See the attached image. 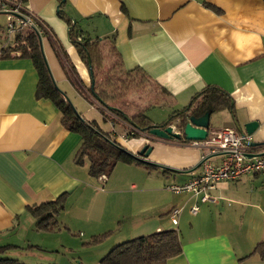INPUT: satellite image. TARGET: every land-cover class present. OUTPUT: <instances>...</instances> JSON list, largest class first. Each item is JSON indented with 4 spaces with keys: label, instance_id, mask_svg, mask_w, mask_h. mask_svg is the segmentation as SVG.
<instances>
[{
    "label": "crops",
    "instance_id": "obj_1",
    "mask_svg": "<svg viewBox=\"0 0 264 264\" xmlns=\"http://www.w3.org/2000/svg\"><path fill=\"white\" fill-rule=\"evenodd\" d=\"M65 2L67 13L85 35L113 38L125 70L140 68L166 90L169 98L165 105L171 113L186 107L207 86H217L229 94L235 120L228 109L213 113L209 133L220 130L213 126L214 114H222L224 128L237 132L238 127L245 130L247 123L258 122L252 135L258 146L250 151L264 152L263 0ZM4 3L20 4L57 39L68 57L65 63L47 38L42 39V48L52 78L68 101L67 94L72 92L88 111H96L107 125L102 129L94 120L101 130L116 136L133 155L145 145L151 146L145 159L159 168L147 171L118 164L104 181L92 178L88 164L79 166L74 160L81 145L79 135L62 126L61 113L52 101L37 97L38 74L32 61L20 58V54L0 57V242L24 226L35 228L28 207L66 193L69 198L64 214L81 215L80 220L94 229L91 236L112 232L101 248L112 242L128 219L133 223L132 239L161 230L178 231L183 252L168 264H264L258 256L249 257L264 242V173L219 183L211 192L216 201L200 204L199 213L192 215L190 209L199 199L191 194L176 195L167 187L197 177L202 156L214 164L220 163L222 156L184 138L164 140L142 134L127 139L132 131L128 123L116 118V124L105 122L102 107L88 91L92 84L89 68L69 39L68 24L58 15L57 0H0V52L13 46L16 38L6 31L9 6ZM147 115L157 124L164 123ZM172 126L180 132L177 121ZM206 205L212 206L209 211L213 209L208 223L212 227L205 234H193L195 222L207 218L208 210H202ZM174 208H182L176 227L170 220ZM187 214L193 218L188 222L191 230L186 229ZM9 243L15 246L13 241ZM104 251L100 253L108 250Z\"/></svg>",
    "mask_w": 264,
    "mask_h": 264
},
{
    "label": "trees",
    "instance_id": "obj_2",
    "mask_svg": "<svg viewBox=\"0 0 264 264\" xmlns=\"http://www.w3.org/2000/svg\"><path fill=\"white\" fill-rule=\"evenodd\" d=\"M57 1L58 15L68 24L69 39L77 49L82 61L89 68L93 84L88 88V91L102 107L105 122L110 120L116 124L114 119L116 118L131 126L132 131L128 133L127 139H137L142 134L148 135L153 128H165L172 125L177 119L181 121L178 125L181 129L184 127V120L187 115L200 117L208 110H211L213 114L228 109L235 120L233 101L230 95L217 86H207L203 91L196 94L186 107L172 113L162 124L155 123L146 114V106L136 109L133 114H129L124 109V102L122 101L127 91L134 90L137 93H144L145 96H148L149 101L151 94L154 96L151 101H155L156 104L162 102L163 105L168 101V93L149 79L142 69L125 70L113 47V38L100 40L88 37L78 22L68 15L65 0ZM4 4L5 6L8 5ZM8 6L9 9L14 7V5ZM20 7L22 8L21 5ZM24 12L26 11L22 8V15L16 16L19 18L24 15ZM15 37L14 45L3 48L0 57H16V54H20V58L32 61L38 74L37 97L52 101L61 113L62 126L69 132L79 135L81 139V145L74 158L77 165L88 164V172L92 178L109 177L118 164L135 165L147 171L159 168L158 165L137 159L117 142L116 136L102 131L96 121L83 119L82 115L70 104L52 78L40 41L47 38L61 62L65 63L64 61H67L68 57L43 22L39 23L38 29L34 27L24 29ZM106 47L108 51L105 50ZM110 53L116 59L115 67L107 70L105 80L100 81L99 75L105 74L103 67L106 57ZM71 70L75 72L73 67ZM149 84L154 88H149ZM122 93L124 94L122 95ZM165 172L171 171L165 170ZM68 198V194L65 193L53 201L27 208L28 214L35 220L36 231L50 232L57 228V218L66 210ZM111 235L112 232L110 231L92 236L91 241L86 245L100 244ZM15 248L18 247L13 245L0 246V264H24L17 258L7 256ZM182 252L178 231L175 229L161 230L115 246L101 258L99 264H168L170 260L179 257ZM251 256L264 259V242L255 247L249 257Z\"/></svg>",
    "mask_w": 264,
    "mask_h": 264
},
{
    "label": "rangeland",
    "instance_id": "obj_3",
    "mask_svg": "<svg viewBox=\"0 0 264 264\" xmlns=\"http://www.w3.org/2000/svg\"><path fill=\"white\" fill-rule=\"evenodd\" d=\"M105 50L108 51V48L106 47ZM112 59L115 61L111 62V64H108V62ZM115 63L116 59L113 54H108L103 67L105 74L101 76L99 75V79H101L100 81L106 77L105 75L106 72H108L107 70L115 67ZM148 86L149 88H154L151 84ZM123 94L124 93H122V95ZM67 97L69 98L70 104L76 109V111L78 113H82L83 119L89 121L97 120L101 128L104 129L106 123L97 117L96 111H88V109L85 108V106H83V104H81L73 96L72 92H68ZM153 97L154 96L150 94L149 101L148 96H145L144 93H137L134 90L127 91L122 99L124 102V109L129 112V114H132L136 111V109L146 106V111L149 115L156 118L159 122H165L168 119V116H170L172 113L165 104H162V102H158L156 104L155 101H151ZM225 122L226 120L222 114H214L212 117V123L216 129H223ZM150 138L154 137L150 136ZM198 204L200 205L201 203L198 202ZM208 207L212 206L206 205L202 209L203 211L208 210L206 211L205 215L207 218L205 219L203 216L195 222V225L192 227L193 234H205L212 227V225H209L208 223H211V219L213 217L211 211H213V209L209 211ZM64 212L58 216V226L53 231L39 232L36 231L35 228V230L32 227L27 229L24 226L15 235L10 236L9 239L5 238L2 242H0V246L12 244L9 242L13 241L15 246L18 248L11 250L7 256L9 258H17L24 264H99L101 260L100 258H103V256H105L112 248L132 239L129 235L132 222L127 219V223H125L121 229L117 230L115 238L112 240V242L110 244H106L104 248L102 247L103 250L101 247H99V245L103 244L105 241L100 244L86 245L92 239L91 233L94 230L93 227L86 225L84 221L80 220L81 215L74 212L70 214H64ZM83 216L84 215H82V217ZM192 221L193 218L187 214V230L192 229L188 224V222ZM81 232L91 233L84 236L83 233L80 234ZM105 248L108 251L107 253L102 254L103 252H106L104 251ZM101 251L102 253H100ZM101 254L102 257H100Z\"/></svg>",
    "mask_w": 264,
    "mask_h": 264
},
{
    "label": "built area",
    "instance_id": "obj_4",
    "mask_svg": "<svg viewBox=\"0 0 264 264\" xmlns=\"http://www.w3.org/2000/svg\"><path fill=\"white\" fill-rule=\"evenodd\" d=\"M8 25L6 31L9 36L17 35L27 28H37L41 22L33 14L24 12L19 4H14L12 9L7 10ZM252 136L241 134L234 128H223L209 133L208 137L201 143L210 154L221 155L222 160L214 164L206 156L201 158V173L192 180L183 184H171L167 187L169 191L176 195L191 194L199 199L201 204L215 202L216 198L212 196L217 185L224 181H237L243 176L255 173H264V152L261 154L251 153L250 143ZM250 154L252 157H247ZM101 181L106 179L105 176L99 177ZM182 208H174L170 212V220L173 226H178L179 215ZM200 206L195 203L190 213L197 215Z\"/></svg>",
    "mask_w": 264,
    "mask_h": 264
},
{
    "label": "water",
    "instance_id": "obj_5",
    "mask_svg": "<svg viewBox=\"0 0 264 264\" xmlns=\"http://www.w3.org/2000/svg\"><path fill=\"white\" fill-rule=\"evenodd\" d=\"M40 43L42 46V40L40 41ZM92 84H93V81H92ZM211 115H212L211 110L206 111L200 117H197L195 115H187L184 120L185 122L184 127L181 129L179 128L180 132H175L174 126L169 125V126H166L165 128L155 127L149 131L147 136L148 137L152 136L154 138L164 139V140H171V139L179 140L181 138H184V140L188 142H202L209 135ZM176 121L178 125L181 123V121L178 119ZM258 125H259L258 122H250L245 125V130H242L240 127H238V131L241 134H247V135L252 136L257 130ZM250 146L256 147L258 146V144L252 141L250 143ZM152 149L153 148L151 146L145 145L142 148V150L137 155H134V156L143 162L153 164L145 159L149 156ZM247 157L250 158L252 157V155L248 154Z\"/></svg>",
    "mask_w": 264,
    "mask_h": 264
},
{
    "label": "flooded vegetation",
    "instance_id": "obj_6",
    "mask_svg": "<svg viewBox=\"0 0 264 264\" xmlns=\"http://www.w3.org/2000/svg\"><path fill=\"white\" fill-rule=\"evenodd\" d=\"M175 121H176V120H174V122H175ZM174 122H173V123H174Z\"/></svg>",
    "mask_w": 264,
    "mask_h": 264
}]
</instances>
